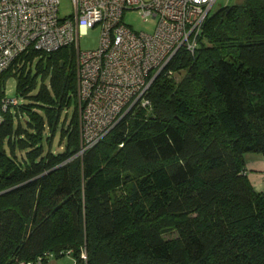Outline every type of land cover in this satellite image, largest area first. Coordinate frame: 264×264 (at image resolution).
I'll use <instances>...</instances> for the list:
<instances>
[{
	"label": "trees",
	"instance_id": "1",
	"mask_svg": "<svg viewBox=\"0 0 264 264\" xmlns=\"http://www.w3.org/2000/svg\"><path fill=\"white\" fill-rule=\"evenodd\" d=\"M74 53L30 49L0 73L20 98L0 120V264L47 251L74 264H264V190L245 157H264V0L210 13L195 52L152 81L150 106L82 152Z\"/></svg>",
	"mask_w": 264,
	"mask_h": 264
},
{
	"label": "built area",
	"instance_id": "2",
	"mask_svg": "<svg viewBox=\"0 0 264 264\" xmlns=\"http://www.w3.org/2000/svg\"><path fill=\"white\" fill-rule=\"evenodd\" d=\"M214 2L72 0L73 13L60 17L59 0H0V73L30 49L48 53L73 46L82 152L132 108L150 106L147 93L152 81L179 50L195 52ZM128 9L155 19L154 31L132 29L122 18ZM97 24L99 45L81 50L80 33ZM19 100L17 96L0 97V120L3 111ZM45 256L52 253L47 251L26 264L41 262Z\"/></svg>",
	"mask_w": 264,
	"mask_h": 264
},
{
	"label": "rangeland",
	"instance_id": "3",
	"mask_svg": "<svg viewBox=\"0 0 264 264\" xmlns=\"http://www.w3.org/2000/svg\"><path fill=\"white\" fill-rule=\"evenodd\" d=\"M242 2V0H215L210 13H213L217 9L222 6ZM74 11V6L72 0H59V11L58 14L60 17H65L72 14ZM123 21L129 24L132 29L136 31H146V32H153L156 26V20L152 19L151 17H143L138 9H128L125 10L123 13ZM100 25H95L89 27L82 31L78 38L79 48L81 50H89L95 49L99 45L100 41ZM75 59V56H74ZM6 71V70H5ZM183 72L176 71L172 75V80L174 83H177L178 80L181 78ZM39 81V78H38ZM17 80L16 77L12 74H7L6 72L0 75V90H2L1 96L5 97H15L17 96L16 90ZM0 96V97H1ZM23 101H25L23 99ZM78 106V119H79V104L77 100ZM70 113L71 107L68 108ZM59 141V134L56 133L52 140L51 148L53 152H57L63 149V145L58 143ZM63 144V143H62ZM251 155H246L245 157L250 158ZM35 264H74V257L70 254H64L61 256H50L44 262H37Z\"/></svg>",
	"mask_w": 264,
	"mask_h": 264
},
{
	"label": "crops",
	"instance_id": "4",
	"mask_svg": "<svg viewBox=\"0 0 264 264\" xmlns=\"http://www.w3.org/2000/svg\"><path fill=\"white\" fill-rule=\"evenodd\" d=\"M246 158L249 177L257 190H264V157L255 154Z\"/></svg>",
	"mask_w": 264,
	"mask_h": 264
}]
</instances>
